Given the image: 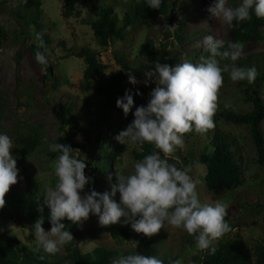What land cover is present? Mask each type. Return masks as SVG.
<instances>
[{"label":"rangeland","instance_id":"374dc122","mask_svg":"<svg viewBox=\"0 0 264 264\" xmlns=\"http://www.w3.org/2000/svg\"><path fill=\"white\" fill-rule=\"evenodd\" d=\"M2 1H5V5L0 9V25L6 30L7 39L0 47V134H7L12 140L13 148L10 154L16 159L18 182L11 186L14 193L8 196L12 202L9 209L15 217L13 220L7 217L0 220V224H3L0 233L8 231L31 250L37 251L35 236L33 239L29 237L28 218L23 212L17 211V203L12 201L15 194H21L26 186L25 168L19 158L18 138L35 132L43 134V144L26 162L27 168L36 175L43 194L56 182V177L52 174L55 159L47 156L49 145L60 143L68 137L85 147L84 153L75 149L71 154L90 162L91 167L86 177L94 178L91 191H110L108 176L112 175L114 183L115 173L129 174L137 162L132 153L137 146L129 143L125 153L114 163L111 170L108 165L107 145L115 138L119 129L115 116L110 115L105 98L96 92V87L107 85L109 79L120 70L116 57L125 56L129 61L140 62L137 53L146 38H151L158 49L162 45L167 47L168 56L162 64L175 66L184 61L195 64L199 63L202 57L207 58L209 55L203 46L204 37L212 35L226 44L237 41L231 38L230 25L212 18L207 11L214 0H169L170 3L177 1L180 8L178 23L184 30L179 39L178 27L174 25L175 28L166 29L165 25H173L168 23L167 17H160L153 26L136 24L124 41H118L107 49L97 44L90 24L98 17L101 5L113 6L122 19L127 7L132 3L131 0H77V12L67 19L62 16L64 0H41L42 14L38 17V25L33 23L35 11L26 9L25 0ZM227 3L228 6L235 7L241 0H227ZM41 35H47L50 40L45 49L39 40ZM241 44L242 56L264 54V40ZM32 45L44 55L45 63L37 62ZM86 47L96 51L102 62L108 65L102 77L90 82L91 88L86 86L84 77L85 60L68 56L69 52H77ZM132 75L139 83H129L127 74L124 85L127 88L142 89L148 96L155 83L149 82L145 85V76ZM244 88V85L232 82L228 73H224L215 114L227 109L225 104H229L228 108L236 113L250 111L252 104L245 98L242 92ZM261 92L264 100V83ZM62 105L74 107V115L80 126L86 128V132L78 131L73 124L60 127ZM215 125L236 140L233 148L244 178V184L240 188L209 190L206 185L207 168L201 163L200 157L210 149L209 142L214 128L203 136L195 132L186 134L183 137V147L177 148L167 159L178 168L190 169L189 175L196 182V191L202 204L220 201L226 206L225 221L231 230L215 241L212 247L222 242L243 240L250 248L253 264H256L257 249L262 245L264 237V165L257 163L258 154L249 127L228 123L224 119ZM262 129L264 132V122ZM81 195H85L84 191ZM116 200L119 202V194ZM102 228L98 224V217L90 215L82 225L78 240L81 252L89 253L97 247H105L120 252L121 255L143 253L140 244L117 241L109 232H102ZM152 237L155 239V256L161 260L170 257L182 259L183 264H207L205 259L212 252L211 249L196 251L194 236L183 229H173L167 224ZM67 244L55 255L47 254L42 249L37 252L51 259H63L66 256Z\"/></svg>","mask_w":264,"mask_h":264},{"label":"clouds","instance_id":"9594fccd","mask_svg":"<svg viewBox=\"0 0 264 264\" xmlns=\"http://www.w3.org/2000/svg\"><path fill=\"white\" fill-rule=\"evenodd\" d=\"M151 9H159L162 0H145ZM212 18L223 23L239 26L251 19L264 18V0H241L235 7L227 0H214L207 9ZM172 29L176 26H164ZM203 46L209 53L199 63L184 61L175 66L154 62V67L144 71L145 85L154 82L146 106H139L134 112L133 122L119 133L116 140L121 144H150L154 151L137 161L129 174L115 173L108 176L110 191L95 190L81 195L91 178L86 177V163L74 157L70 146L60 143L49 145V150L58 153L53 161L52 174L56 177L54 186L48 187L43 195L44 207L50 210V231L42 227L41 216L33 225L37 251L55 255L63 245L73 241L72 234L61 223L67 218L72 224L82 226L90 215L98 217L101 227L119 223L131 226L132 230L145 237L157 235L165 224L173 229H183L195 237V250L211 249L213 243L231 229L225 221L226 206L217 201L202 204L196 191V182L189 175V168H178L167 159L177 148H182L183 137L191 132L206 135L215 127L214 115L218 109L219 91L223 86L224 73L232 82L253 83L257 69L236 66L243 52L239 42L228 43L204 37ZM38 63H45V57L36 53ZM221 61H230L221 66ZM129 83H139L131 71ZM137 94H139L137 92ZM133 95L126 91L118 98L117 107L125 116L133 107ZM230 107L225 104V108ZM13 148L11 138L0 134V209L5 207V196L11 186L18 182L16 159L10 154ZM161 153L163 157H161ZM119 194V202L116 197ZM43 258V257H41ZM112 264H163L156 256L143 254L121 255ZM171 264H183L176 259Z\"/></svg>","mask_w":264,"mask_h":264},{"label":"trees","instance_id":"16d2710c","mask_svg":"<svg viewBox=\"0 0 264 264\" xmlns=\"http://www.w3.org/2000/svg\"><path fill=\"white\" fill-rule=\"evenodd\" d=\"M25 7L27 10H34V25H38V17L41 16V0H25ZM131 4L127 7L122 19L119 18L113 6L101 5L99 7L98 17L91 22V28L96 38L97 44L102 48H109L118 41H124L129 31L136 25L143 26L155 25L160 17H167L170 25L178 27L177 38L181 37L184 28L178 22L180 8H178L177 1L172 3L169 0H162L159 9H151L147 6L145 0H131ZM5 5V1L0 0V9ZM77 0H64L62 16L67 19L72 17L77 12ZM230 35L234 41L240 43H258L264 40V18H257L252 12L251 19L241 22L236 26V22L230 25ZM6 30L0 25V47L6 41ZM39 40L45 49L49 43L47 35L39 36ZM225 47L227 44L225 43ZM33 52H38L34 45L31 46ZM166 45H162L160 49L157 48L155 42L151 38H146L142 43L137 58V62L129 61L125 56H117L116 61L120 66V70L109 79L107 85H99L96 87V92L102 94L108 105L110 115L116 118V126L119 129L115 138L107 145L108 165L110 170L114 163L119 160L125 153L127 144H121L116 140L119 133L125 130L134 120V112L139 106H146L150 93L146 96V92L142 89L135 87L127 88L124 83L126 75L131 71L132 74L144 76V71L148 68L154 67V62L165 61ZM68 56H75L82 58L86 62V69L84 77L86 86L91 88L90 82L95 78L102 77L108 69V65L104 64L96 51L90 48H82L77 52L68 53ZM171 60H169L170 62ZM222 64L231 63L230 61H221ZM238 67H255L257 69V76L253 83L247 81H239L240 84L245 86L242 90L245 98L252 104V109L244 113H236L230 108L225 109L223 112L214 115V122L224 119L228 123L236 125H246L249 127L251 137L255 145L258 158L257 163L264 165V132L262 123L264 122V100L262 98L261 86L264 83V54L256 53L241 56L236 61ZM51 71V70H50ZM153 89V88H152ZM126 91L133 95V107L130 112L125 116L123 110L117 107L116 101L118 98L124 97ZM152 91V90H151ZM137 92L139 94H137ZM72 105H62L60 107V115L62 118L63 128L66 125L73 124L80 132H86V128L80 126L78 119L74 115ZM42 132H35L27 134L18 138L19 158L22 160L24 166V178L26 186L21 194H15L12 201L17 203V211L23 212L28 218L30 239L34 238V223L43 216L44 229H51L49 222L50 210L44 207L43 213L38 209L43 203V193L40 185L37 182L36 175L29 168H27V160L35 153L43 144ZM210 149L207 153H203L200 161L207 168L205 182L209 190L224 189L236 190L244 184L243 171L237 161L234 146L236 140L228 134L223 133L217 125L214 127V134L210 139ZM70 146L73 150L78 149L81 153L85 152V147L78 142L73 141L68 137L60 142ZM136 148L132 151L133 158L140 161L144 156L151 154L154 151V146L144 144L143 146L136 144ZM58 153L49 151L47 156L50 159H56ZM161 157L163 154L161 153ZM83 160L87 167L85 168V175H87L91 164L87 159L76 157ZM171 160H169V163ZM91 177L90 183L85 186L84 193H89L93 187ZM12 188L5 196V207L0 209V220L7 217L13 220L15 214L10 212V205L12 204L11 198L8 196L13 194ZM10 199V200H9ZM65 225L72 236L73 241L69 242L66 246V256L63 259H51L47 256L31 250L28 246L24 245L17 237L9 234L8 231L0 233V264H112V261L119 257L120 252L107 249L105 247H97L89 253L81 252L78 246V240L81 236L82 226L72 224L65 218L61 221ZM3 224H0V227ZM102 232H109L111 236L120 242L128 241L138 243L143 248V255L155 256L156 247L155 239L153 237H145L143 234L134 232L129 225H112L110 227H103ZM215 252H211L205 261L207 264H253V257L248 244L243 240H235L229 242H222L217 244ZM132 254V253H127ZM43 257V258H41ZM176 259L166 258L163 264H171ZM197 260V258H195ZM200 264V263H196ZM256 264H264V237L263 243L257 249Z\"/></svg>","mask_w":264,"mask_h":264}]
</instances>
